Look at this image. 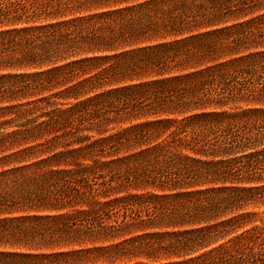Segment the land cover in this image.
<instances>
[{"label":"trees","instance_id":"16d2710c","mask_svg":"<svg viewBox=\"0 0 264 264\" xmlns=\"http://www.w3.org/2000/svg\"><path fill=\"white\" fill-rule=\"evenodd\" d=\"M262 203L264 0H0V264H264Z\"/></svg>","mask_w":264,"mask_h":264},{"label":"rangeland","instance_id":"374dc122","mask_svg":"<svg viewBox=\"0 0 264 264\" xmlns=\"http://www.w3.org/2000/svg\"><path fill=\"white\" fill-rule=\"evenodd\" d=\"M239 106H240V107H244L243 104H239V105H237V106H233V105L230 106V109L235 110V109L239 108ZM251 211H253V212H257L258 214H262V212H264V203L259 204V205L256 206V207H252V208H251ZM259 224H260V222H259V221H256V222H254L253 225H259Z\"/></svg>","mask_w":264,"mask_h":264}]
</instances>
